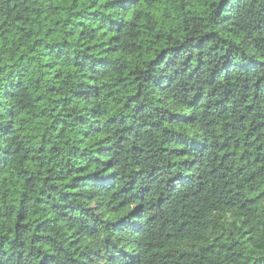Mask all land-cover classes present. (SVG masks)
Wrapping results in <instances>:
<instances>
[{
  "label": "trees",
  "instance_id": "obj_1",
  "mask_svg": "<svg viewBox=\"0 0 264 264\" xmlns=\"http://www.w3.org/2000/svg\"><path fill=\"white\" fill-rule=\"evenodd\" d=\"M0 264H264V0H0Z\"/></svg>",
  "mask_w": 264,
  "mask_h": 264
}]
</instances>
